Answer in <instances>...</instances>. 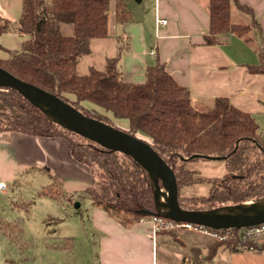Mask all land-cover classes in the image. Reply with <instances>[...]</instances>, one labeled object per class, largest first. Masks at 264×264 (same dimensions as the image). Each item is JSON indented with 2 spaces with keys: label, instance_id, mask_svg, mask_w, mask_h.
<instances>
[{
  "label": "trees",
  "instance_id": "16d2710c",
  "mask_svg": "<svg viewBox=\"0 0 264 264\" xmlns=\"http://www.w3.org/2000/svg\"><path fill=\"white\" fill-rule=\"evenodd\" d=\"M235 9L246 14L250 23L235 22ZM109 12V0H24L17 23L0 17V36L13 31L28 36L20 50H6L9 56L0 59V68L55 94L86 116L146 141L173 167L179 191L184 186L209 185L208 196L189 200L179 197L185 210L213 211L263 199L264 130L253 114L235 107L225 97L217 98L213 108H197L190 90L181 86L160 61L146 69L144 83H126L121 58L122 43L127 40L122 37L117 57L109 59L103 70L78 74L77 65L90 53L91 41L108 35ZM208 12L211 25L206 44L216 45L219 35L242 38L259 51L260 64L250 65L249 71L264 74V38L253 10L239 0H209ZM129 20L128 10L119 4L117 21ZM61 24L73 25L74 35L64 36ZM253 31L259 35L258 43L252 37ZM0 48L3 49L1 45ZM85 103L93 105L94 110ZM114 119L128 120L129 129L118 128ZM3 132L67 140L73 158L86 165L95 179L94 186L67 192L60 181L50 176L51 183L39 196H64L72 204L88 199L93 208L125 227L161 215L146 168L130 156L105 149L52 120L41 107L14 89H0V133ZM212 158L225 161L223 177L205 179L199 171L187 167L189 162ZM159 185L163 188L161 181ZM238 232L234 229V237L218 241L210 250L209 259L222 245L233 250L239 246L258 248L255 241H243ZM22 235L19 220L6 222L0 216V236L14 244ZM195 256L198 260L199 253Z\"/></svg>",
  "mask_w": 264,
  "mask_h": 264
},
{
  "label": "crops",
  "instance_id": "0c3cea01",
  "mask_svg": "<svg viewBox=\"0 0 264 264\" xmlns=\"http://www.w3.org/2000/svg\"><path fill=\"white\" fill-rule=\"evenodd\" d=\"M23 1L0 0V17L17 23ZM109 1L108 35L91 41L90 53L77 65L80 76L88 75L91 69L103 70L109 59L116 58L122 37L127 40L122 43L121 58L126 83H144L146 69L160 61L181 86L190 90L197 108H213L217 98L225 97L235 107L253 114L260 126L264 123V74H253L248 68L260 64L259 51L229 34L219 35L216 45L206 44L211 25L209 0ZM239 1L253 10L264 38V0ZM119 4L128 10L129 21H117ZM157 18L168 21L159 32ZM233 19L250 23V18L237 9ZM74 32L73 25L61 24L64 36H73ZM252 37L259 42L257 31ZM27 38L15 31L1 35L0 59L8 58L6 50H20ZM116 122L129 125L128 120ZM30 170L57 179L67 192L95 185L89 168L73 158L67 140L0 133V182L20 179ZM88 204L91 231L98 242L96 264H264V240L256 241L258 248L251 250L219 246L209 259L210 250L219 240L204 231L178 228L155 234L150 219L125 227Z\"/></svg>",
  "mask_w": 264,
  "mask_h": 264
},
{
  "label": "rangeland",
  "instance_id": "374dc122",
  "mask_svg": "<svg viewBox=\"0 0 264 264\" xmlns=\"http://www.w3.org/2000/svg\"><path fill=\"white\" fill-rule=\"evenodd\" d=\"M88 108L94 110L92 106ZM116 121L113 124L118 128L129 129ZM261 129L264 130V123ZM187 167L199 171L205 179L221 178L226 173L225 161L220 159L197 160L189 162ZM31 171L20 179L8 181L4 192H0V216L6 222L19 220L23 227L21 240L14 244L0 236V264H96L98 242L91 231L87 206L91 201L85 199L77 208V202L72 204L64 196L53 199L39 196L51 180ZM209 192V185L194 184L180 188L179 197L189 200L208 196Z\"/></svg>",
  "mask_w": 264,
  "mask_h": 264
},
{
  "label": "water",
  "instance_id": "95a60500",
  "mask_svg": "<svg viewBox=\"0 0 264 264\" xmlns=\"http://www.w3.org/2000/svg\"><path fill=\"white\" fill-rule=\"evenodd\" d=\"M5 88L18 91L41 107L52 120L63 124L78 135L99 144L105 149L130 156L150 172L152 182L153 174H155L157 189H161L159 185L161 181L163 188L167 191L170 209L167 216L172 220L213 230H241L264 224V211L253 214H217L219 209L199 212L185 210L179 202V186L173 167L146 141L88 117L55 94L27 83L0 68V89ZM49 110L55 114L57 120L49 115ZM212 159L218 160L219 158ZM153 189L157 198L155 188L153 187ZM80 205L79 202L76 203L77 208Z\"/></svg>",
  "mask_w": 264,
  "mask_h": 264
},
{
  "label": "built area",
  "instance_id": "2783aa9c",
  "mask_svg": "<svg viewBox=\"0 0 264 264\" xmlns=\"http://www.w3.org/2000/svg\"><path fill=\"white\" fill-rule=\"evenodd\" d=\"M167 23H168L167 19L157 18L156 26H157L158 32H159L160 27L167 25ZM5 189H6V183L0 182V192H4ZM151 220H152L151 222L153 223V232L155 234L160 231H169V230L172 231L178 228H184V229H197V230L204 231L214 236L219 241H225V240H228L234 237L233 230H231V232L229 231L228 233L211 232L207 230L205 227H201V226L194 227L193 224L179 223L172 219L170 220L169 217L165 214H162L160 216H154L151 218ZM219 231H223V230H219ZM238 235L243 241H255L256 242L258 240H264V224L260 226L251 227V228L241 229L239 230ZM245 249L251 250L253 248L245 247Z\"/></svg>",
  "mask_w": 264,
  "mask_h": 264
},
{
  "label": "bare ground",
  "instance_id": "6f19581e",
  "mask_svg": "<svg viewBox=\"0 0 264 264\" xmlns=\"http://www.w3.org/2000/svg\"><path fill=\"white\" fill-rule=\"evenodd\" d=\"M49 115L55 119V114H53L50 110L48 111ZM57 120V119H55ZM156 180L157 177L153 174V187L157 193L158 198V210L162 214L168 215L170 213V209L168 207V197L167 191L165 188H161L160 190L156 187ZM242 208H233V207H225L219 209L216 213L217 214H253L256 212H263L264 211V198L260 200L250 201L244 203Z\"/></svg>",
  "mask_w": 264,
  "mask_h": 264
}]
</instances>
